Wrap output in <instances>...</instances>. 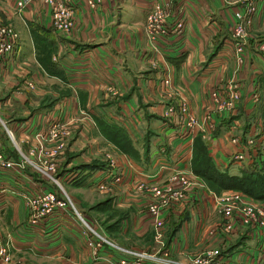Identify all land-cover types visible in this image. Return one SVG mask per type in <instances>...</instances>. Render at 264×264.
Wrapping results in <instances>:
<instances>
[{
    "label": "crops",
    "instance_id": "0c3cea01",
    "mask_svg": "<svg viewBox=\"0 0 264 264\" xmlns=\"http://www.w3.org/2000/svg\"><path fill=\"white\" fill-rule=\"evenodd\" d=\"M255 1L243 61L236 69L230 31L231 10L239 7L237 0H170L167 23L181 18L185 25L179 34L169 32L151 45L143 30L150 0H98L93 7L79 0L74 4L73 24L68 31L53 28L49 8L40 0L29 1L20 10L15 0H0V22L11 24L19 35L14 51L0 60L1 154L15 158L17 153L6 138L3 124L25 148L35 140L52 146L48 129L62 123L68 133L62 141L66 149L56 157L60 155L64 166H69L58 174L61 185L69 182L66 174L74 172L70 167L91 158L102 159L105 154L112 156L123 178L109 191L116 195L119 205L128 208L122 227L128 226L137 236L150 233L152 226L145 207L139 209L148 196L131 191L135 182H160L173 171L184 172L190 180L185 204L175 203L162 211L166 248L174 257L201 249L209 241L205 230L217 217L213 194L190 168L192 138L200 134L208 155L220 169L237 173L240 164L247 163L232 158L237 146L230 142L228 130L230 121L236 120L233 132L240 138L248 137L255 123L251 117L257 110L252 95L256 93L258 100L262 93L264 54L257 44L264 41V0ZM42 55L56 64L62 77L42 68L38 61ZM148 58H153L154 66ZM165 72L171 93L160 83ZM26 80L34 86L28 88ZM229 80L239 82V100L232 112L214 114L215 126L209 132L184 134L175 122L162 117L165 102L177 95H182L200 116L210 88ZM45 99L51 102L45 104ZM230 115L227 122L225 118ZM112 130L125 133L135 156L108 138L106 132ZM248 146L245 151L256 154L255 159L258 153L264 158V133L258 132L253 148ZM101 169L93 171L83 185L92 184V177L98 178ZM48 190L57 195L55 183L29 166L21 172L0 168V227L9 250L55 260L54 264H89L80 224L70 225L62 219L66 208H55L38 225L27 223L30 210L22 194ZM179 216L183 217L173 222L177 226L170 233L167 226L169 229ZM244 228L237 222L233 229L235 240L239 234L246 236L247 242L232 244L229 258L263 264V246L249 240L248 233L242 234Z\"/></svg>",
    "mask_w": 264,
    "mask_h": 264
},
{
    "label": "built area",
    "instance_id": "2783aa9c",
    "mask_svg": "<svg viewBox=\"0 0 264 264\" xmlns=\"http://www.w3.org/2000/svg\"><path fill=\"white\" fill-rule=\"evenodd\" d=\"M29 1L31 0H15L16 9L20 10ZM41 1L49 8L53 28L60 31H68L73 23V5L79 0ZM84 1L88 5H93L92 0ZM239 1L241 2V8L239 7L232 12L233 20L230 31L234 45L236 69L239 68L243 61V44L248 35L247 25L256 10L255 0ZM166 15L167 12L164 6L159 4H153L152 9L147 13L144 29L150 45L163 37L168 31L176 34L181 32L183 28L182 22L176 20L173 25L168 26L165 21ZM17 42L18 33L12 25L0 22V60L14 51ZM257 48L264 54V41H260L257 44ZM150 63L153 66L155 65L154 60H151ZM161 81L164 86L169 85L168 76L165 75ZM27 84L31 85L29 81ZM239 97V82L229 80L227 83L210 88L207 106L200 116L193 112L184 97H179L174 103L166 105L164 114L167 118L173 120L184 134H191L194 131H200L204 134L214 128V114L232 112ZM252 101H257L256 93H253ZM235 121H230L231 124L228 130L230 142L237 146V149L232 153V158L236 161L249 162L252 155L245 149L248 145H250L248 148H253L252 145L255 139L253 136H246L244 141L241 142L239 133L233 132ZM3 127L18 157L6 158L0 152V168H11L15 172H21L25 166H29L35 172L48 176L62 191L58 177L52 174L56 170V154L60 145H62L61 139L67 134L65 126L56 122L48 129V139L53 141L52 146H45L41 140H35V142L27 144L25 148L15 142L11 131L4 124ZM114 163H116L115 160L110 158L107 168H103L98 172V178L94 182L97 190L106 191L112 184L122 180L123 172L121 169H117ZM128 164L133 171L140 173L133 164ZM99 174H102V176L99 177ZM74 175H76L75 172L66 174L67 177H73ZM189 185L190 180L185 174H182L181 171H173L163 182L145 183L137 180L132 190L147 194L145 209L151 218L153 229L157 230L163 224L162 211L180 201V197L185 194ZM22 198L30 210L27 223L32 225H38L49 214H52L55 208H66L67 214L63 215L62 219L70 225L80 224L84 239L83 243L88 249L89 264H244L231 260L228 255L221 254L218 248L213 247L206 249L202 253L174 259L169 255L166 248L161 247L162 240H158L161 244L156 249L126 248L109 237L96 219L85 218L65 193L62 196H57L53 191L48 190L31 195L23 193ZM213 200L215 203L214 209L219 214L216 225L220 227L221 232L233 230L237 222L249 228L250 231L252 230L251 232H255V229L256 232H259L264 227V209L257 204L258 202L245 199L240 191L227 189L217 195L213 194ZM0 264H13L9 243L4 239L1 227Z\"/></svg>",
    "mask_w": 264,
    "mask_h": 264
},
{
    "label": "rangeland",
    "instance_id": "374dc122",
    "mask_svg": "<svg viewBox=\"0 0 264 264\" xmlns=\"http://www.w3.org/2000/svg\"><path fill=\"white\" fill-rule=\"evenodd\" d=\"M92 1H93V5H88L85 1L84 2H85L86 5H88L90 7H93L98 0H92ZM237 2H238V5L237 6H239L241 8V2L239 0H237ZM169 3H170V0H150L149 6H148V10H147V12L145 14V18H144V22H143V30H144V33H145L144 24H145L146 15L152 9L153 4H159V5H163L164 6V8H165V10L167 12L165 21H166V24L168 26L173 25V23L176 20H180L182 22V24H183V27H184L185 23H184V20L181 19V18H176L171 23H167V16H168V10L167 9H168ZM73 9H74V5H73ZM233 11L231 10V13ZM72 14H73V12H72ZM251 20H252V18H251ZM251 20H250L249 24L247 25V29H249V27L251 25ZM169 32H172V31H168L167 33H169ZM18 37H19V35H18ZM151 60H153V58H148L149 63H150ZM165 75L168 76V73L165 72V74L162 76V78ZM162 78H160L161 85L164 88H167L166 90L169 91L170 90V86H169L170 85V80H169V83H168L169 85L168 86H164L162 84V81H161ZM168 78H169V76H168ZM28 81L31 83V85L27 84ZM25 84H26V86L28 88H32L34 86V84H33V82L31 80H26V83ZM171 90H170V93H171ZM179 97H183V96L182 95H177L176 98H169L165 102L164 108L169 103H174L176 101V99H178ZM255 103H256L255 104L256 105V108H257V104H258V107H259V104H260L259 99ZM164 108L162 109V114H161L162 117H164L165 119H167L169 121H173L170 118H167V116L164 114ZM251 118H252L251 120H253V119L255 120V123L253 124L254 128H252V131H251V133H249V135L250 136H253L255 138V140H256L257 139V136H258V132L261 131V129H260V127H261V120L258 117V110H256L255 114ZM66 135H68V133ZM66 135H64V136H66ZM64 136L61 139V144L63 143L62 141H63ZM6 138H8V136ZM14 138H16V137L14 136ZM245 138L246 137L241 138V140L244 141L243 139H245ZM10 142H11V140H10ZM65 149H66V145L64 147H62V145H60V147L58 149V152L59 153H63V152H65ZM17 157H18V154L16 153V157L15 158H17ZM255 157H256V154L252 155L251 156V161H253L255 159ZM101 158L102 159H99L98 157H95V158H91L90 160L94 159V160H97V161H105L106 162V166H108V160H110V158H113V157L110 156L109 154L108 155L105 154ZM114 160L116 162V159H114ZM56 162H57L56 170H55V172L52 175L53 176H57L58 179H59V175L58 174H61V172H63L64 170H67L68 168H65V167H68L69 165L64 166V163H62L63 162V158H61L60 155L56 159ZM250 162H247V163H244V164H240L239 169L241 167H243L245 164H248ZM114 165L118 166L117 162L114 163ZM38 173L42 177H44L46 179L47 178L49 179V177L46 176L45 174H41L40 172H38ZM182 174H185V173L182 172ZM77 177H78V175H76L75 178H77ZM71 178L72 177H67L68 180H70ZM96 180H97V177L96 176L92 177V179H91V181L93 183ZM164 180H162L160 182H163ZM59 182L61 184L60 179H59ZM202 182L204 183V185L206 186V188L210 190L209 191L210 193H212L214 195H217L220 192V190L213 191L212 189H210L205 184V182L203 180H202ZM93 183L90 184V185H83V183H72L71 180L68 183L63 181L62 182V185H61L62 192L65 193L70 198V200L73 203V205L79 211H81V213L82 212H85L84 213L85 215H86V213H88L89 215H86V216H88V218H90V219H96L99 223L101 222L105 226H107L108 227V232L105 231V230H104V232L107 235L109 234L108 236L111 237L112 239H114L115 241H117L120 245H122V246H124L126 248H130V249H144V248H147V249H156L157 246H160V244H161L160 241H158V240H162L161 247L166 248V241H165L166 235L164 234V231L166 229V226H164V221H163L162 226L159 229H157V230H154L153 227H152L150 233L147 232L143 236H137V235H135L133 232L130 231V229H129L128 226L125 227V228L122 227V225L125 224V222L123 221V219H125V220L128 219V213H129L128 212V208L127 207H123V206H121V205L118 204V199L116 198V195H114L112 192L109 191L111 186L106 191H99V190L96 189V187L94 186ZM228 189H230V190H237V189H232V188H228ZM131 191H132V189H131ZM237 191H240V190H237ZM62 192H61L60 188L57 186V196H62L63 195ZM132 192L135 193L134 191H132ZM240 192H241L242 196L245 199L258 202L257 204L261 205L262 208L264 209V198H261V199L254 198V197H251V196L243 193L242 191H240ZM185 197H186V192H185L184 195L182 194V196L180 197L181 200L178 201V202H176V204H179V203L181 205L185 204ZM144 207H145L144 205H140L139 206V209H144ZM145 211H146V209H145ZM123 213L124 214L126 213L127 216L126 215H125L126 217L122 216V215H124ZM146 213H147V211H146ZM215 213H216L217 219H215L214 222L212 224H210L206 228V230H205V233H207L206 235L208 236L207 238L209 239V241L206 242L207 245L205 244V246L202 247L201 249H199L197 251H193L191 253L190 252H188V253L186 252V253H184L182 255L179 254L180 256L177 255V256L174 257V256H171L170 253L168 252L169 255L172 258H174V259H178V258L181 259V258H184L185 256H188V255H192V254H195V253H202L206 249L212 248V247L213 248H218V250H219V252L221 254L228 255V253L232 249L231 248V245L232 244H235L237 241H241V240L243 242H247V241L244 240V238H246V236H239V234H238V236H237L238 239L235 240L233 238L234 235H235V233L233 234V232L236 229L237 223L234 225V230H230V231H227V232H221L220 231V227L216 225V220L219 219V214L216 211H215ZM182 217L183 216H179L178 217V220L177 219H173L174 221L172 220V222L169 224L170 225L169 229H168V226H167V231H169L171 229V227L175 225L173 222L179 221ZM109 225H111V226H109ZM175 226H177V224ZM242 226H244V225H242ZM101 227L103 228L102 225H101ZM262 228H264V227H262ZM262 228L260 229L259 232H256V229H255V232H251L252 230L250 231L249 228H246L245 227L242 230V234L244 233V234L247 235V233H248L247 237L249 238V240L255 241V242L257 241V242H259V244L261 243V245L263 247L261 248V251L260 252H262L264 254V230H262ZM121 229L124 230V231H120ZM149 234H150V237L148 236ZM232 238L234 239V242L231 241ZM12 251H13V249L12 250L10 249V255H11V260H13V264H54L53 262L57 263L55 260L39 259V258L32 257V256L31 257H27L29 255L26 252H20V251H18L19 252L18 253L16 251H13V252ZM24 254H26V256ZM230 254L232 255V254H234V252H231ZM24 256L26 258H24ZM66 264H74V263H71V262L68 263L67 262ZM263 264H264V261H263Z\"/></svg>",
    "mask_w": 264,
    "mask_h": 264
},
{
    "label": "trees",
    "instance_id": "16d2710c",
    "mask_svg": "<svg viewBox=\"0 0 264 264\" xmlns=\"http://www.w3.org/2000/svg\"><path fill=\"white\" fill-rule=\"evenodd\" d=\"M38 61L46 72L62 77L59 68L46 55H42ZM258 99L260 101L259 107L257 104L258 117L261 120L260 129L264 133V82L262 93ZM44 102L47 104L51 101L50 99H45ZM232 116L233 115H230L225 118L226 121L229 122ZM106 135L118 146V148L128 152L132 156H135L132 147H130V141L122 130H117L115 132L113 130L110 132L108 131L106 132ZM104 167H106L105 161H97L94 159L89 160L88 162L76 164L71 167V170H74L78 177L75 178V175L70 180L72 183H83V180H85L93 171ZM190 168L213 191L232 188L240 190L254 198H264V158H261L259 153L257 154L256 159L248 164H245L238 170L237 173H229L225 169L218 168L212 162L210 156L208 155L205 143L201 139L200 134L196 133L192 138ZM86 215L89 214L86 213ZM125 215L126 213L122 216L125 217ZM100 224L103 226L104 230L108 232V227L101 222ZM175 228V225L172 226L169 230L170 233L173 232Z\"/></svg>",
    "mask_w": 264,
    "mask_h": 264
}]
</instances>
